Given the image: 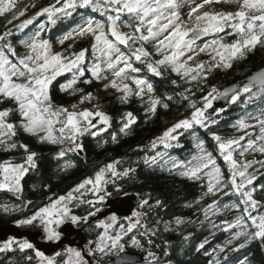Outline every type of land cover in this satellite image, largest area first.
Segmentation results:
<instances>
[{"label":"snow or ice","instance_id":"snow-or-ice-1","mask_svg":"<svg viewBox=\"0 0 264 264\" xmlns=\"http://www.w3.org/2000/svg\"><path fill=\"white\" fill-rule=\"evenodd\" d=\"M190 2H195V0H55V4L42 8L31 19L25 20L18 26L22 30L32 24L36 18L47 17L46 21L38 24V30L19 39V43L27 49L26 54L22 56L17 53L11 39L16 33L9 29L0 34V103L11 101L15 105V108L0 109V146H3L4 151L19 148L27 153L23 163H11L10 161L0 163V175L3 176L0 189L7 187L11 191L21 192V180L31 168L36 167V153L31 152L26 143L14 142L17 128L25 134L37 137L39 143L61 145L62 147L56 154L58 159H63L66 151L79 153L84 150L83 144L77 142L79 137L85 134L96 137L107 131L111 118L103 111L89 109L76 111L77 104H72L73 110L69 111L66 107L53 105L49 89L58 76L72 73V78L60 86L61 91L66 92L73 89L78 82L90 84L93 80L96 82L108 80L110 74L112 79L103 85L105 89L111 87L121 93L119 99L122 103H128L133 95L144 101L147 93L146 111L155 114L158 105L162 104L167 109L169 105L166 101H172L173 97L169 95L161 99L154 96L152 83L139 75H132V73L139 74L143 71L135 64L143 65L148 73L156 77L162 76L160 68L166 66L170 67L173 73L185 79L186 83L190 84L199 80L206 82L214 68H231L232 64L229 61L242 58L245 51H250L257 45H264V0H223L224 3L235 2L237 10L201 12L200 10L206 5L221 3V0H202L200 3H195L194 7H190L187 13L189 23L185 24L181 19L180 9ZM14 7V0H7V2L0 0V15L12 11ZM27 7L18 13L14 12L13 19L23 16ZM77 8L90 9L91 12L97 13L104 19L84 18L80 24L59 40V44L63 46L66 41L74 37L90 36L92 54L90 63L86 60L87 48L71 51L72 45H68L65 51L54 52L50 41L42 38V33L49 25L55 26L63 17L72 16ZM125 15L127 20L122 19ZM8 23L11 24L12 20L9 19ZM122 28L128 31H122ZM226 29H231V31L226 32ZM189 33H191V38L185 39ZM215 33L235 35L237 39L229 44H221L219 40L213 39L211 45L218 47L213 48L215 55L212 56V61L214 63H209L207 67L204 62L197 63L195 67L187 66V62L193 59V55H187L186 59L181 61V57H184L186 52L194 53L193 45L197 40L202 36ZM161 36L163 39H159ZM151 42L156 44L157 56L161 55L162 50L165 51L166 54L161 59L154 61L150 59L151 53L143 45ZM208 47L209 45L205 44L199 51L204 52ZM124 49H127V52ZM12 58H15V62ZM86 64L87 67H85ZM86 73L90 74L91 79L86 77ZM81 78H83L82 81ZM125 81H131L135 89ZM172 83L175 84L176 81ZM253 89H258V91L249 95L245 103L264 97V69L256 72L241 85H234L222 91L212 86L211 91L200 98L203 103L202 107H198L197 102L190 100L188 95L181 94L184 100L189 101V107L194 109L190 118L179 120L151 142L152 149H156L158 145H163L165 149L173 146L182 147L179 139L183 133L179 130L187 131L197 126L215 142L217 156L206 148L203 139L193 133V146L196 152L190 160L179 162L168 157L165 152H156L151 157H145L143 162L147 167H159L161 171H167L169 174H175L178 171L180 177L190 181H199L206 177L205 196H216L219 193H223L225 197L238 196L240 204L243 205L242 213L235 218L233 223H228L225 230L239 229L240 231L235 233L234 238L244 235L248 239L264 241V215H253L260 206V202L254 198V193L259 191L264 194V183L259 185L255 183L260 178L255 173L259 169H264V160L246 159V156L254 153L264 155V111L259 115L249 113L231 125L237 131L259 127V134L255 136V139L251 138V133L224 138L212 130L219 123V120L213 116L220 117V114L226 111L224 107L213 108V102L224 100L226 104H234L242 93H252ZM200 90L203 91L202 88ZM76 92L81 93L80 104L95 98L92 92L84 93L83 89H73V94ZM185 92L195 94L192 88H186ZM208 109H213V113L206 115ZM13 115H18L17 122H9ZM94 120L104 127L91 131L96 128ZM121 120L119 133L127 135V131L136 123V119L132 112H126ZM248 121H255V123ZM246 136L248 139L242 144L241 141H245ZM111 140L114 144L118 143L116 133L111 134ZM9 141L12 142L9 143ZM173 141L176 142L175 145ZM67 142H70V145L65 149L63 145ZM236 155L241 159H236ZM217 158L222 159L227 166L229 173L227 180H225ZM121 163L120 160H114L106 164L96 172L94 179H85L67 195L55 199L49 197L48 204L39 207L30 216L18 219L15 222L16 226H39L43 231L44 240L58 243L62 232L57 229L62 225L70 223L79 226L81 223H87L89 217L96 216L103 211L102 206L106 204L107 197L111 195L105 187L109 183L106 175L110 174L113 184L123 177L132 178L136 169L128 167L123 171H117V166ZM256 165H259V169L255 167ZM73 166L69 161L63 164L64 169ZM260 175L264 176V172ZM201 186L204 187V185ZM225 189L229 190L225 191ZM89 191L94 199L81 200L80 203L91 205L92 210L83 217L73 214L69 205L78 199L73 193L83 195ZM117 191H123V189L117 187ZM31 204L32 201H27L25 206ZM159 204L160 201L157 200L156 205L159 206ZM218 204L219 201L214 200L207 205L204 209L205 216H208L210 210L213 215L217 214ZM146 206L152 207L150 199L140 201L139 208L143 209ZM223 207L227 210L232 206L224 204ZM5 211H8L7 207ZM144 216L146 213L133 210L130 217H125L129 221L127 227L121 224L120 231L114 236L108 235V229L115 224L116 214L109 216L112 223H98L97 227H103L104 233L99 236L95 249L89 248V255L95 256L97 252L104 256L116 253L115 264H135L131 257L124 254L125 246L120 241L124 235L132 232L138 225L145 227L143 235L148 234L147 226L141 225V217ZM182 222L177 218V224ZM249 226L255 229L251 234L247 231ZM154 234L153 231L152 235ZM131 242L134 246H139V241L135 237ZM88 243L91 245L93 242ZM148 243H152L151 239ZM14 245L18 247L20 253L34 249V245L27 240L17 242L10 238L3 243V246H0V252L13 251ZM199 248H204V244H200ZM223 251L224 249L220 248V252ZM68 252L75 257V264H87L80 251L69 247ZM56 255L59 256L60 253ZM148 256L153 257L154 254L149 251ZM35 257L39 258L41 264H57L55 257H46L39 250H35ZM32 260L31 255L21 257V261H26L27 264H31ZM64 264H72L71 259L64 261ZM216 264H219L218 260Z\"/></svg>","mask_w":264,"mask_h":264},{"label":"trees","instance_id":"trees-1","mask_svg":"<svg viewBox=\"0 0 264 264\" xmlns=\"http://www.w3.org/2000/svg\"><path fill=\"white\" fill-rule=\"evenodd\" d=\"M53 4H55V0H15L14 9L0 15V34L9 29L16 33L11 39L19 55L23 54L24 48L19 43V39L38 30V24L46 21L47 17L36 18L32 24L27 25L22 30L18 26L23 24L25 20L31 19L42 8ZM230 4L228 6L222 5L218 9L224 12L237 10L236 3L231 4L232 7ZM31 5H35V7H31ZM26 6L28 7L24 15L13 19V13L24 10ZM92 16L96 17L98 14L91 12L90 9L77 8L72 16L63 17L58 20L55 26L49 25L42 33V38L50 41L53 51L63 52L68 49V45H72L71 51L87 48L89 52L91 48L90 36L74 37L66 41L63 46L58 45V39L63 38L84 18ZM9 19L12 20L11 24L8 23ZM12 59L15 62V58ZM86 60H90V58L86 56ZM231 64L232 67L227 69L214 68L206 82L202 80L190 84L178 75L171 71L162 70V68H160L162 71L160 77L145 73L146 79L153 84L154 96L161 99L169 95L173 97L172 101H166L169 105L167 109L162 104L158 105L155 114L146 111L148 107L147 93L144 101L133 95L129 98L128 103H122L119 99L121 93L116 92L111 87L107 89L103 87L108 81L96 82L93 80L90 84L78 82L73 86V89H83L84 93L92 92L95 97L91 101L80 104V92L73 94V89L66 92H62L60 89L62 84L72 78V74L56 78L49 89L54 106H63L71 110V105L77 104V107L82 110H100L110 116V124L106 132L96 137L89 134L80 137L79 143L83 144L84 150L79 153L66 151L63 159H58L56 156L62 147L61 145L39 143L37 137L25 134L17 128V136L14 138V142L17 144L26 143L30 151L36 153V167L31 168L21 180L22 191L19 196L8 192L0 194V228L6 226L15 228L14 224L18 219L30 216L36 209L48 204L49 197L55 199L66 195L85 179L94 176L106 164L120 160L122 168L133 167L136 172L131 179L124 177L115 183L116 188L123 189L119 193L136 196L140 200L150 199L152 205L148 210L149 219H147V223L157 228L158 231L153 237H150L152 243L150 246L148 245V249L150 247V251L154 254L153 257H150L153 261L145 264H216L217 260L219 264H238L239 261L240 264H264V241L249 240L244 235L234 238L235 233L240 231L235 228L213 233L219 226L233 223L235 218L241 215L243 205L240 204L238 196L225 197L223 193L216 196H205L206 182L201 180L190 181L180 177L178 171L175 174H169L167 171H161L159 167H147L143 162L145 157H151L160 150L159 146L152 149L151 142L160 136L167 126H171L173 122L176 123L181 119L190 118L194 109L189 107V101L184 100L181 94L188 95L190 100L196 101L197 106L201 107V96L211 91L212 86L222 91L263 69L264 48L256 46V48L246 51L242 58L236 59ZM135 66L141 67L143 69L141 74L145 76L146 68L140 64H135ZM86 77L91 79L90 74L86 73ZM172 81H176V83L173 84ZM186 88H192L195 94L185 92ZM201 88L203 91L200 90ZM257 91L258 89H253L252 92ZM249 95L252 94L242 93L239 100L234 104H229L226 111L220 114V117L214 116L213 118L218 119L219 123L212 130L224 138L229 137L235 132L231 125L236 120L249 113L259 115L264 111V97L243 105V99ZM4 108H15V105L11 101H4L0 103V109ZM126 112L133 113L136 123L130 127L127 135H124L119 133V128L122 123L121 118ZM18 120V115H13L9 122H17ZM248 122L255 123V121ZM112 133L117 134L118 143L112 142ZM182 133L179 139V144L182 147L173 146L165 150L168 157L179 162L190 160L196 152L193 146V133L203 139L206 148L212 151L214 156H217L215 142L199 127L194 126L193 129ZM11 142L9 141V143ZM69 145L70 142H67L63 147L67 149ZM26 155L27 153L22 149L4 151L3 146H0V163L4 161L21 163ZM65 161L71 162L74 166L64 169ZM217 162L220 166L224 164L220 158H217ZM222 170L224 173L227 172L224 167ZM260 173L257 175L260 178L255 182L257 185L264 183V176H261ZM224 177L227 180L229 175L226 173ZM228 190L225 189V191ZM254 198L260 202V206L253 215H264V194L257 191L254 193ZM157 200L160 201L159 206L156 205ZM214 200L219 201L217 214L213 215L210 210L206 217L204 209ZM27 201H32V204L25 206ZM224 204H229L232 207L226 210L223 207ZM5 207H19V209L5 211ZM78 210L80 215L88 213L84 206L79 207ZM177 218L183 222L168 229L164 227V223L176 222ZM248 223L250 224V222ZM247 231L251 234L255 229L249 226ZM90 237H94L93 232L90 233ZM186 237L187 239H185ZM200 244H204V248H199ZM218 245L220 246L217 247ZM241 245L244 246L241 247ZM220 248H223L224 251L220 252ZM24 255L33 256V253L31 250L25 253H20L19 250L0 252V264H27L26 261H21V257ZM237 258L239 261L235 262Z\"/></svg>","mask_w":264,"mask_h":264},{"label":"rangeland","instance_id":"rangeland-1","mask_svg":"<svg viewBox=\"0 0 264 264\" xmlns=\"http://www.w3.org/2000/svg\"><path fill=\"white\" fill-rule=\"evenodd\" d=\"M5 2H7V0H5ZM14 2H15V0H14ZM200 2H202V0H195V2H190V4H185L180 9L181 19H182L183 22H185V24H188L189 23L187 13L190 11V7H194L195 6V3H200ZM230 3L231 4H235V2H230ZM230 3H224L223 0H221V3H218V4H215L214 3L212 5H206L205 8L204 9H201L200 11L201 12H203L205 10H208V11H220V9H218V7H220L222 5H224V6L227 5L228 6V4H230ZM231 4H230V7H232ZM94 16H92V17H94ZM94 18L97 19V20H103L104 19L103 17H100L99 15L96 16V17H94ZM122 19L123 20H127V16L126 15L123 16ZM122 31H128V29L122 28ZM227 31H231V29H226V32ZM145 34H147L146 31H145ZM190 38H191V33H189V36L186 37L185 39H190ZM60 39H61V37L58 39V45L59 46H60V44H59V40ZM159 39H163V36H161ZM213 39L219 40L221 44H229V43L234 42L237 39V37L235 35H226L225 33H215V34L206 35V39H203V40L202 39H199V40H197L195 42V44L193 45V48L195 50L194 53H188V52H186L185 53V56L184 57H181V61L185 60L186 57H187V55H193V59L187 62V66H189V67H195V65L197 63H200V62H204L206 67H207V65L209 63H214L212 61V56L215 55V53L213 52V48L214 47H218V46L211 45V41ZM227 39H230V40L227 41ZM205 44H208L209 47L204 52H200L199 49L202 48V47H204ZM143 46L146 48L147 51H149L151 53L150 59H152L153 61L156 60V59H161L163 57V55L166 54L165 51L162 50L161 55H159V56L156 55V51H155L156 44H155V42L146 43ZM257 47L264 48V45H257ZM124 51L127 52V49H124ZM26 52H27V49L23 48V54L22 55H25ZM54 52H57V51H54ZM87 57L90 58V60H87V62L89 61V63H90L91 60H92L91 48L89 49V52L87 53ZM217 59H218V57H217ZM235 60L236 59H234L232 61H229V62L231 63V62H233ZM161 68H162V70L171 71V68L170 67L161 66ZM145 73H148V72H144V74ZM67 74L70 75L72 73H65L63 75H67ZM173 74H175V73H173ZM63 75H61V76H63ZM132 75H139V76H141V77H143V78L146 79V74L144 76L141 73H139V74L132 73ZM58 77H60V76H58ZM111 79H112V77L109 74L108 80H105V81H109ZM183 80H185V79H183ZM201 81L202 80L193 81L191 83H196V82H201ZM125 82L128 83L130 85V87H132L133 89H135V85H133L131 83V81H125ZM255 93L256 92H252L251 94L253 95ZM259 98H257V99H259ZM247 100H248V97H246V98L243 99V105H246L245 101H247ZM202 106H203V103L201 104V107ZM213 108H214V104H213ZM72 110L73 109H71L69 111H72ZM80 110H82V109H80V107H77L76 111H80ZM212 113H213V109H208L207 112H206V115H209V114H212ZM97 120H98V118H97ZM97 120H94L93 121V123L96 124V128L91 129V131H97L98 129L104 127V125L99 124L97 122ZM174 124L175 123L173 122L171 124V126H167L165 128V130H163V132L161 133V135L168 128L172 127ZM183 131H185V130H179V132H183ZM245 133H251L252 134L251 135V138L252 139H255V136L259 134V127L249 128V129H246L244 131H237L235 129L234 134H231V135H229V137H225V138L239 137L240 135H245ZM79 139H80V137L78 138V141H77L78 143H79ZM247 139H248V137L246 136L245 141H241V143L242 144L246 143ZM172 143H173V145L176 144L175 141H173ZM158 146L160 147V150H158V152H165V150H167V149H165L163 147V145H158ZM258 158H260V160H264V155H261L260 153H254V154H251V155L246 156V159H256V160H258ZM236 159L239 160L241 158L238 155H236ZM10 162L11 163H16V162H13V161H10ZM23 162H21V163H23ZM222 165L223 166H221V168L224 167L227 170V166L225 164H222ZM255 167L257 169H259V165H256ZM123 170H124V168H122L120 165L117 166V171H123ZM263 170L264 169H259V171H257L255 174L258 175ZM223 171L224 170H222V172ZM226 173L229 175L228 170H227ZM226 173H224V174H226ZM94 177H95V175L92 176L91 178L94 179ZM106 179L109 180V183L107 185H105V187L107 188V191L109 193H111V195L109 197H107L106 204L104 206H102L103 207V211L100 212V213H98L96 216L89 217L87 223H81L79 226L71 225L70 223H67L65 225H68V226L72 227L75 230H82V233L86 236V243L84 245V252L90 258L91 264H114L112 262V260L116 258V255H117L116 253H112L110 255L104 256V255L100 254L99 252H97L96 255L93 256V255H89V248L91 247L94 250L95 249V244L98 241L99 236L104 233V228L103 227H97V224L98 223H105V224L112 223L111 220L109 219V216L111 214H116V213L115 212H112L110 214H106L105 216H102L99 219H96V218L99 215H101L103 213H106L107 211H109L110 209H112L115 205L119 204L120 202L127 201V200H130V199H134L135 198V207H134L133 210L142 211V212L146 213V216L141 217V225H146L147 226L148 234L143 235L142 233H145V227L138 225L137 228L133 229L132 232L127 233L126 235H124L123 236V239L120 241V243L124 244V246H125L124 247V252L138 253V254L143 255L144 256V262L142 264L151 263L153 261V259H150V257L148 256V252L150 251V247L148 249V245L150 246L151 244H149L148 241H149L150 237H153L152 232L154 231L155 234H156V231H158V230L154 226H152V225H150V224L147 223V219H149V217H148V210L150 208L147 207V206L145 208H143V209L139 208V204H140V201L141 200L138 197H136V196L121 195L119 193V191H117L116 184H113L111 182L112 181V178H111L110 174L109 175H106ZM206 180H207L206 177H203L201 179V181H204V182H206ZM0 183H3V176L2 175H0ZM88 187L90 188V186H88ZM4 192H8V193H10L12 195H15V196H19V194H20V192L17 193V192L11 191L7 187L0 189V194L1 193H4ZM81 192H84V190H81ZM73 195L76 196L78 199L77 200H74L73 203L69 205V207L72 210V213L75 214V215H77V216H81V217L86 216L88 213H86L85 215H80L78 213V211H79L78 209H79V207L84 206L85 209L88 210V212L90 210H92L91 209V205H89L87 203H80L81 200L87 201L89 199H94V197L92 196L91 192L89 191L87 193H84L83 195H81V193H73ZM77 205H79V206H77ZM7 209H9V210H17V209H19V207H13V208H7ZM130 216H131V213H130V215H127V216H117V220H116L115 224H113V227L108 229V235L114 236L116 234V232L120 231V227L119 226L121 224L125 225V228H126L129 221H128V219H125V217H130ZM132 219L135 220V218H132ZM65 225H62L57 230L59 231ZM176 225H178L176 222L164 223V227L166 229L171 228V227H175ZM14 226H15L14 229L19 230L20 232L26 231V232H40V233H42V236L39 238V242L42 245H46L47 246V245L57 244V242H47L46 240H44L43 239V236H44L43 231H42V229L39 226H22V227H17L16 226V223L14 224ZM225 228H226V226H219L213 233L215 234V233L219 232L220 230H225ZM92 232H93V236L94 237H90V233H92ZM62 237L63 236H61V239H62ZM133 237H135V239L137 241H139V246H134L132 244L131 241H132V238ZM10 238L16 240L17 242H21V241H24V240H27V241L31 242L34 245V249L31 250L32 253H33L32 264H41L39 258L35 257V250L41 251L40 250L41 247H38L39 245H36V243H34L33 241H31V240H29V239H27L25 237L19 238V237L15 236L14 234H11V235L5 236L3 238H0V246H3V243L6 242ZM89 241H92L93 243L91 245H89V243H88ZM151 241H152V239H151ZM219 246L220 245H218L217 247H219ZM68 248H69V246H65L62 250H59L58 252H56V253H60L59 256H57L56 253L46 254L43 251H41V252L46 257H55L57 264H64V261L69 260V259H71L72 264H75V257L72 256L68 252ZM71 248L74 249V250H76V251H80V249H78L76 247H71ZM13 249H14L13 251H17L18 250V247L16 245H14L13 246ZM26 251H30V250H26ZM237 261H239V258H237V260L235 262H237ZM87 264H88V262H87ZM235 264H237V263H235ZM238 264H240V261L238 262Z\"/></svg>","mask_w":264,"mask_h":264},{"label":"water","instance_id":"water-1","mask_svg":"<svg viewBox=\"0 0 264 264\" xmlns=\"http://www.w3.org/2000/svg\"><path fill=\"white\" fill-rule=\"evenodd\" d=\"M200 39H202V40L206 39V36H202ZM251 76H249V77H251ZM249 77L243 79L242 81H240L239 83L234 84V85H241L242 83L246 82ZM234 85L228 86L226 88L232 87ZM213 104H214V108H221V107L226 108L229 105V104H226L224 100H216L213 102ZM134 207H135V198L127 200V201H122L119 204L115 205L112 209H110L106 213L99 215L96 219H99L102 216H105L106 214H110L112 212H115L117 214V216H127V215H130V213L132 212ZM59 231L62 232V236H63L61 241L58 242L57 244H52V245H47V246L42 245L39 242V238L42 236V233H40V232H26V231L20 232L19 230H16V229L9 227V226L0 228V238H3L5 236L11 235V234H14L15 236H17L19 238L25 237V238L33 241L34 243H36V245H39L38 247H41L40 250L45 252L46 254L56 253L59 250H62L65 246L76 247V248L80 249V251L82 253V257L88 262V264H91L90 258L84 252V245L86 243V236L82 233V230H75L72 227L65 225ZM124 254L131 257L134 260L135 264H142L144 262V256L141 254L130 253V252H124ZM115 260H116V258L112 260V262L114 264H115Z\"/></svg>","mask_w":264,"mask_h":264}]
</instances>
